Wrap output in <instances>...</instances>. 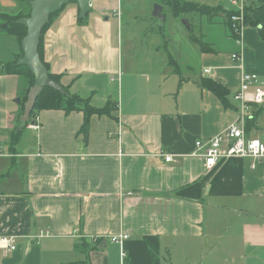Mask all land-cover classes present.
<instances>
[{
    "label": "crops",
    "instance_id": "obj_1",
    "mask_svg": "<svg viewBox=\"0 0 264 264\" xmlns=\"http://www.w3.org/2000/svg\"><path fill=\"white\" fill-rule=\"evenodd\" d=\"M28 2L0 0V237L16 244L0 249V264H264V158L207 169L190 156L240 116L233 95L242 72L264 84V0L252 1L241 46L221 13L226 47L203 43L202 24L190 35L196 18L212 16L174 18L152 0L158 17L154 7L138 17L132 0H89L83 23L75 2L64 5L43 35V59L71 94L97 109L109 103L85 130L81 112L16 120L19 78L1 70L21 43L2 28L5 16L30 13ZM167 16L183 28L173 52L158 22ZM203 80L222 86L224 101ZM16 128L31 140L20 134L10 152ZM245 135L264 140L261 107H252ZM118 234L127 236L121 245L107 239Z\"/></svg>",
    "mask_w": 264,
    "mask_h": 264
},
{
    "label": "trees",
    "instance_id": "obj_2",
    "mask_svg": "<svg viewBox=\"0 0 264 264\" xmlns=\"http://www.w3.org/2000/svg\"><path fill=\"white\" fill-rule=\"evenodd\" d=\"M25 3H27L30 0H23ZM158 2L167 8L168 12L174 17V18H182L187 17L190 15H200V16H213V15H219L224 14L225 17L229 18L230 12L224 11L222 7H208L205 5H201L195 2H191L188 0H158ZM64 7V6H63ZM62 7V8H63ZM59 15V11L54 13L49 18V23L52 22L57 16ZM29 12L22 15H17L14 17H8L5 16L4 23L6 27L2 30H4L9 35L14 36L18 43L20 44L24 36L26 35V29L22 26L16 23L17 20H19L22 17H28ZM247 18V15H246ZM86 17L83 19H80L79 21L83 23L85 21ZM228 25V23H227ZM48 28V24L43 28L42 35L40 38L39 46H38V54L40 61L44 65V67L47 70V76L48 78L61 85V75H54L50 72L49 65L44 62L43 59V35L45 31ZM262 37H264V28L261 30ZM191 41L192 37H190ZM196 40L195 38H193ZM196 42V41H194ZM195 44H198L199 47H201V43L196 42ZM22 53H20L18 56L14 58V60L8 64H4L1 73L6 75H16L19 78L18 81V95L17 97L19 100V113L16 116V120L18 124L21 123L24 125H28L29 122L34 120L38 114V112L42 110H59L63 111L66 114H69L71 112H81L84 117V123L82 126V130H85L87 126L88 119L92 115H104L108 114L109 110L111 109L109 107V103L107 106H105L102 109H97L93 107L90 104V101L87 99H81L80 97L73 95L69 92L68 87L62 86L63 93H60L59 91H56L49 87H44L38 97L36 98L34 107L32 111L30 112V119L28 122H21L20 117L23 114L24 110V103L27 99V93L29 89L33 86V76L28 71V69L25 66H18L16 65L17 60L21 57ZM202 86H204L206 89L213 92L220 100L224 101L226 91H224L223 87L214 83L211 80H203ZM20 134L21 131L17 128L11 131L8 135V138L10 140L9 145V151L14 152V147L17 145V143L20 140ZM85 264V263H82Z\"/></svg>",
    "mask_w": 264,
    "mask_h": 264
},
{
    "label": "built area",
    "instance_id": "obj_3",
    "mask_svg": "<svg viewBox=\"0 0 264 264\" xmlns=\"http://www.w3.org/2000/svg\"><path fill=\"white\" fill-rule=\"evenodd\" d=\"M253 0H229L232 8L227 23L231 34L237 39V44L242 45L243 31L246 29V15ZM231 59L239 61V55L232 54ZM209 70H204L208 73ZM233 100L239 105L240 116L231 123L224 131L215 137L202 143H195V151L191 157L203 159L205 167L211 169L220 160L231 158H252L255 160L264 158V140L257 138H246L245 123L250 117L252 107H261L264 110V84L255 74L242 72L239 78L237 92L233 95ZM33 131L38 129L37 124L29 126ZM163 156L166 162H171V156ZM43 235V232H40ZM111 243L122 244L127 236L124 234L107 237ZM0 249L4 252L16 250L15 238L12 236L0 237Z\"/></svg>",
    "mask_w": 264,
    "mask_h": 264
},
{
    "label": "water",
    "instance_id": "obj_4",
    "mask_svg": "<svg viewBox=\"0 0 264 264\" xmlns=\"http://www.w3.org/2000/svg\"><path fill=\"white\" fill-rule=\"evenodd\" d=\"M69 2H75L79 10V19L85 17L89 11V0H30L28 5L30 13L28 17L16 21L26 29V35L21 41L22 56L17 60L16 65L25 66L33 76V86L27 93V99L23 105V114L20 121L25 123L30 119L36 98L44 87L52 88L63 93L61 85L51 81L47 76V70L40 61L38 46L43 28L49 24V18ZM160 6L155 5L153 16L160 15ZM187 27V21H183Z\"/></svg>",
    "mask_w": 264,
    "mask_h": 264
},
{
    "label": "rangeland",
    "instance_id": "obj_5",
    "mask_svg": "<svg viewBox=\"0 0 264 264\" xmlns=\"http://www.w3.org/2000/svg\"><path fill=\"white\" fill-rule=\"evenodd\" d=\"M154 2H158V0H152ZM191 2H195L201 5H205L208 7H222L223 9L227 10V11H232V8L229 4V0H188ZM126 7L127 9H130V2L125 1ZM132 4H133V9L134 11L137 13V16H141L142 14L145 13H149L150 10H152V7H154L153 5L149 4V0H132ZM224 20V16L222 14L219 15H214L212 17H198L196 18L197 24H192V32L190 33V35L192 37H199L198 34V29L197 28L200 24L201 25V31L200 35H201V41L203 43H209L210 45H212L214 42L218 45H221L222 47H226L227 41H231L230 37V33H229V37L226 34V30L225 27L223 26V21ZM199 21H201L199 23ZM159 23L163 24L164 27V35L168 36L170 42H171V46L169 47V49L172 50H177V42L179 40V34L181 32H183V28L181 26V22L177 19H174L170 16H167V18L165 19V21L161 22L158 21ZM132 33L129 32V28L127 26L124 27L123 32H122V37L123 40L126 39V45H129L128 42V38L129 36H131ZM141 37L139 38V40H149V37H144L143 33H141ZM213 42V43H210ZM173 52V51H172ZM1 136V133H0ZM23 136V140H26L28 142V140H31V135L27 132H22L21 137ZM25 142V143H27ZM0 146H2V144L0 143ZM24 148V147H23ZM22 148V149H23ZM47 264V261H46Z\"/></svg>",
    "mask_w": 264,
    "mask_h": 264
}]
</instances>
